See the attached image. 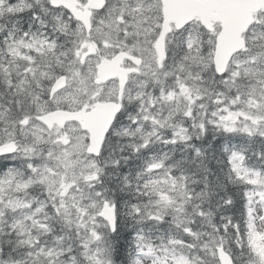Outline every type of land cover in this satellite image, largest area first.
<instances>
[{"label":"snow or ice","instance_id":"1","mask_svg":"<svg viewBox=\"0 0 264 264\" xmlns=\"http://www.w3.org/2000/svg\"><path fill=\"white\" fill-rule=\"evenodd\" d=\"M0 264H264V0H0Z\"/></svg>","mask_w":264,"mask_h":264}]
</instances>
